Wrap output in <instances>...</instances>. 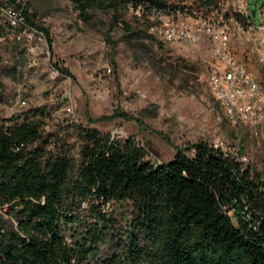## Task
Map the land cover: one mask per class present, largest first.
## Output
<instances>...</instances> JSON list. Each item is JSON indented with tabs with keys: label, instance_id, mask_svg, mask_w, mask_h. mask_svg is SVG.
I'll list each match as a JSON object with an SVG mask.
<instances>
[{
	"label": "trees",
	"instance_id": "16d2710c",
	"mask_svg": "<svg viewBox=\"0 0 264 264\" xmlns=\"http://www.w3.org/2000/svg\"><path fill=\"white\" fill-rule=\"evenodd\" d=\"M73 1L84 16L97 2L159 4ZM43 117L0 120V208L15 224L0 219V264H264V184L237 158L198 142L154 164L133 138L79 128L76 162Z\"/></svg>",
	"mask_w": 264,
	"mask_h": 264
},
{
	"label": "rangeland",
	"instance_id": "374dc122",
	"mask_svg": "<svg viewBox=\"0 0 264 264\" xmlns=\"http://www.w3.org/2000/svg\"><path fill=\"white\" fill-rule=\"evenodd\" d=\"M20 1L35 26L48 32L51 50L45 35L39 66L29 69L18 67L17 48L0 46V120L43 112L45 135L50 134L57 147L71 150L76 162L79 128L119 140L133 138L154 164L170 162L179 149L190 150L191 156L195 144L207 142L246 157L244 166L264 184V133L258 124L228 119L213 97L210 74L220 63L209 40L165 44L152 38L123 7L116 14L97 2L84 16L73 0ZM263 3L251 0L253 9ZM233 49L264 96V63L253 44L241 36ZM53 68L69 76L53 80ZM65 88L73 114L64 109L67 101H56L67 97ZM83 208L88 212L87 204ZM111 210L125 226V209L114 205ZM9 212L0 208L7 228L15 225Z\"/></svg>",
	"mask_w": 264,
	"mask_h": 264
},
{
	"label": "built area",
	"instance_id": "2783aa9c",
	"mask_svg": "<svg viewBox=\"0 0 264 264\" xmlns=\"http://www.w3.org/2000/svg\"><path fill=\"white\" fill-rule=\"evenodd\" d=\"M158 1V5L129 4L126 12L141 22L151 37L165 44L194 45L209 40L220 63L210 74L213 97L228 119L258 124L264 133L261 87L247 66L236 59L233 49L236 38L247 36L264 63V3L253 9L251 0ZM28 15L20 0H0V46L17 48L18 67L33 69L39 66L42 54L38 50L45 34L29 23ZM61 74L57 68L50 70L53 80ZM68 90L64 89L67 97L58 96L56 101H67L64 109L73 114ZM20 103L26 104L24 100ZM232 156L243 165L247 161L246 157Z\"/></svg>",
	"mask_w": 264,
	"mask_h": 264
}]
</instances>
